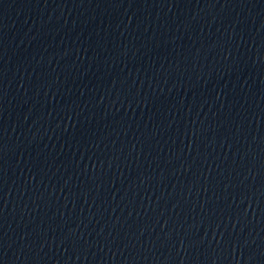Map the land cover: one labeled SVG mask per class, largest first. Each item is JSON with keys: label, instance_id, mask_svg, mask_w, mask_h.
Wrapping results in <instances>:
<instances>
[{"label": "water", "instance_id": "95a60500", "mask_svg": "<svg viewBox=\"0 0 264 264\" xmlns=\"http://www.w3.org/2000/svg\"><path fill=\"white\" fill-rule=\"evenodd\" d=\"M0 264H264V0H0Z\"/></svg>", "mask_w": 264, "mask_h": 264}]
</instances>
